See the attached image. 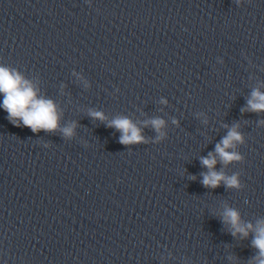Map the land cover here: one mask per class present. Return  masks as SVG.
Masks as SVG:
<instances>
[{"label": "water", "instance_id": "water-1", "mask_svg": "<svg viewBox=\"0 0 264 264\" xmlns=\"http://www.w3.org/2000/svg\"><path fill=\"white\" fill-rule=\"evenodd\" d=\"M0 67L58 116L33 132L0 93V264H258L264 0H0ZM117 118L143 141L120 143ZM210 152L238 187L202 184Z\"/></svg>", "mask_w": 264, "mask_h": 264}, {"label": "clouds", "instance_id": "clouds-1", "mask_svg": "<svg viewBox=\"0 0 264 264\" xmlns=\"http://www.w3.org/2000/svg\"><path fill=\"white\" fill-rule=\"evenodd\" d=\"M0 93L4 94L3 107L10 119H19L24 126L31 128L33 132H37L41 129L54 131L58 127V116L52 101L37 99L36 92L32 85L24 80L18 73L0 67ZM247 103L248 110L253 112L264 111V94H261L259 91H253L252 98L249 99ZM91 115L100 120L105 119L100 112H93ZM13 122L15 123V119H13ZM151 123L159 132L164 121L161 119H154ZM108 126L115 127L121 132L120 143L122 144L129 145L143 141L140 130L128 118L114 119ZM236 127L237 126H234L228 132V135L215 146V154L218 155L225 164L241 159L238 154L226 151V149L233 147V141L242 140L241 135L236 131ZM63 132L65 136H71L73 134V129L71 127L65 128ZM216 163L217 160L215 155L211 152L207 157H201V164L209 169L208 173L202 174V184L205 187L216 188L223 180L228 187H238L236 176L230 178L225 177L222 173H217L213 170ZM224 221L231 224L233 236L240 233L247 237L248 230L253 228L252 224L242 225L240 223L239 214L231 208L226 209ZM255 233L252 243L253 246L259 250L257 261L258 264H264V224L257 227Z\"/></svg>", "mask_w": 264, "mask_h": 264}]
</instances>
